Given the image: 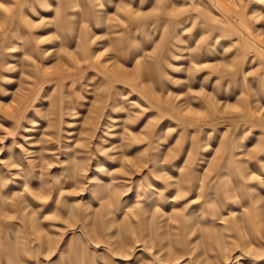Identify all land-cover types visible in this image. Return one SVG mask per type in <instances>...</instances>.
Listing matches in <instances>:
<instances>
[{"label": "rangeland", "instance_id": "374dc122", "mask_svg": "<svg viewBox=\"0 0 264 264\" xmlns=\"http://www.w3.org/2000/svg\"><path fill=\"white\" fill-rule=\"evenodd\" d=\"M0 264H264V0H0Z\"/></svg>", "mask_w": 264, "mask_h": 264}]
</instances>
